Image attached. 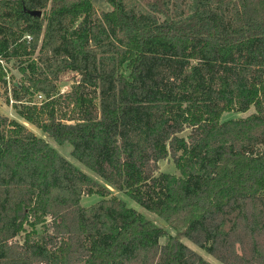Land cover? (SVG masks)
<instances>
[{
	"label": "trees",
	"instance_id": "obj_1",
	"mask_svg": "<svg viewBox=\"0 0 264 264\" xmlns=\"http://www.w3.org/2000/svg\"><path fill=\"white\" fill-rule=\"evenodd\" d=\"M104 1L0 0V89L16 64L22 119L221 264H264V0ZM0 264L212 263L0 114Z\"/></svg>",
	"mask_w": 264,
	"mask_h": 264
},
{
	"label": "rangeland",
	"instance_id": "obj_2",
	"mask_svg": "<svg viewBox=\"0 0 264 264\" xmlns=\"http://www.w3.org/2000/svg\"><path fill=\"white\" fill-rule=\"evenodd\" d=\"M132 2H135L141 6H144L147 2H150L151 0H131ZM93 5L95 9L98 12L101 11H108L110 10L109 5L105 3L104 0H93ZM5 66V65H4ZM8 68V77H7V83L5 86L1 87L0 89V114L2 116L7 117L10 120H15L19 122L20 124H23L28 130L32 131L36 136L44 139L47 141L51 147L56 149L63 157H65L68 161H70L72 164L77 166L79 169H81L83 172H85L87 175L91 176L94 180L102 184L103 186H106L112 195L118 197L119 199L123 200L126 204L127 207L133 208L139 213L143 214L146 219L151 221L155 226L163 229L167 235H172V236H177L179 240L193 249L195 252H197L204 260H206L209 263L212 264H221L218 262L216 259L205 253L203 250L192 244L189 240L186 238L180 236L172 227H170L163 219L159 218L157 215L148 212L141 206H139L137 203L132 201L128 196L124 195L121 192L116 191L112 187H108L104 182H102L94 173L89 171L87 168H85L83 165L78 163L73 157L71 156V146L67 143L64 144H58L56 143L53 139L47 137L44 133H42L40 130L35 128L34 126L30 125L27 123L24 119H22L17 113L16 110L12 107V104L14 103L12 100V93L11 90L15 87L18 86V84L22 81V76L18 71L17 65L10 63L7 65ZM80 80V75L77 73H71L67 72L63 74L58 83H57V89L60 93H68L71 90V86L74 82ZM29 98V99H28ZM25 100H31L33 102H39L41 100V97L39 96H33V97H28ZM9 101V103L7 102ZM20 106V105H17ZM253 108H251L248 112L246 113H225L221 117V121H226L229 119H237V118H244L253 113ZM159 172L163 173H170V174H176L178 175V171L175 169V166L173 164V161L171 158H168L166 160L160 161L159 162ZM99 197L96 195L90 196V197H83L81 199V205L82 206H90L97 201H99ZM38 229L40 227L38 226ZM19 241L22 240V236H19L18 238ZM166 241V238H161L160 239V244H164Z\"/></svg>",
	"mask_w": 264,
	"mask_h": 264
},
{
	"label": "water",
	"instance_id": "obj_3",
	"mask_svg": "<svg viewBox=\"0 0 264 264\" xmlns=\"http://www.w3.org/2000/svg\"><path fill=\"white\" fill-rule=\"evenodd\" d=\"M12 1H16V0H12ZM29 14L31 16H34V17H40L41 16V12L40 11H31V12H29Z\"/></svg>",
	"mask_w": 264,
	"mask_h": 264
},
{
	"label": "built area",
	"instance_id": "obj_4",
	"mask_svg": "<svg viewBox=\"0 0 264 264\" xmlns=\"http://www.w3.org/2000/svg\"><path fill=\"white\" fill-rule=\"evenodd\" d=\"M28 39H30V38L28 37Z\"/></svg>",
	"mask_w": 264,
	"mask_h": 264
}]
</instances>
